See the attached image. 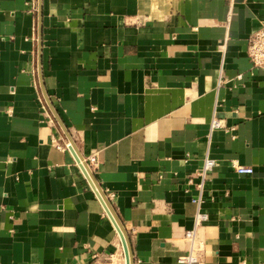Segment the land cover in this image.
<instances>
[{"label": "crops", "instance_id": "obj_1", "mask_svg": "<svg viewBox=\"0 0 264 264\" xmlns=\"http://www.w3.org/2000/svg\"><path fill=\"white\" fill-rule=\"evenodd\" d=\"M262 26L264 0H0V264H125L45 94L134 264H179L200 195L199 262L264 264Z\"/></svg>", "mask_w": 264, "mask_h": 264}, {"label": "built area", "instance_id": "obj_2", "mask_svg": "<svg viewBox=\"0 0 264 264\" xmlns=\"http://www.w3.org/2000/svg\"><path fill=\"white\" fill-rule=\"evenodd\" d=\"M34 38H37V32L34 31ZM248 59L253 64L255 69L264 71V26H262L250 39V43L247 50ZM243 78L242 75L238 76V79L241 80ZM211 130L223 129L225 125L223 121L214 118L211 121ZM69 143L65 146L58 147L59 149L69 148ZM88 166L91 168L92 166L98 165V159L96 155H92L88 160H85ZM217 162L214 159L206 158L203 167L197 171L198 176L201 178V183L199 184L200 190L203 191L204 183L212 174L213 170L216 168ZM235 171L240 175H252L254 173V169L251 167H245L239 165L237 163L233 164ZM191 183V181H189ZM113 196V195H110ZM192 202L198 207L197 214L194 219V229L191 231H187L185 238L189 242V248L185 255H182L178 259L179 264H201L199 262L202 250H203V242L198 240L196 237V229L202 227L208 221V215L201 211L204 200L202 195L198 198L192 200Z\"/></svg>", "mask_w": 264, "mask_h": 264}, {"label": "water", "instance_id": "obj_3", "mask_svg": "<svg viewBox=\"0 0 264 264\" xmlns=\"http://www.w3.org/2000/svg\"><path fill=\"white\" fill-rule=\"evenodd\" d=\"M45 98H46L47 104L50 107L55 119L58 121V123L60 124V126L62 127L63 131L65 132V134L67 135V137L69 139V142H70L69 143L70 144L69 150L72 152L76 162L80 166V168H81L83 174L85 175L89 185L91 186L92 190L96 194L98 200L100 201L101 205L104 208L105 213L107 214L109 219L112 221L115 229L117 230V232L120 236V239H121V242L123 245V249H124V254H125V264H134V258H133L131 243H130V239H129V236L127 234V231L125 230L124 226L122 225V223L118 219L117 215L115 214V211H114L109 199L107 198L106 194L102 191V189L98 185V183H97V181H96V179L92 173L91 168L88 166L87 162L85 161V159L80 154V152H79L78 148L76 147L72 137L68 133L66 127L62 123L58 113L56 112L55 108L53 107L51 101L49 100V98L47 97L46 94H45Z\"/></svg>", "mask_w": 264, "mask_h": 264}]
</instances>
